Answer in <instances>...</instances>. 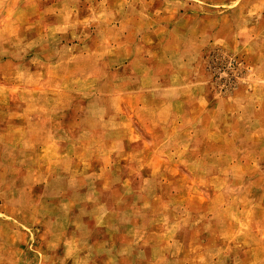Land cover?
Masks as SVG:
<instances>
[{
	"label": "rangeland",
	"instance_id": "rangeland-1",
	"mask_svg": "<svg viewBox=\"0 0 264 264\" xmlns=\"http://www.w3.org/2000/svg\"><path fill=\"white\" fill-rule=\"evenodd\" d=\"M62 262L264 264V0H0V264Z\"/></svg>",
	"mask_w": 264,
	"mask_h": 264
},
{
	"label": "crops",
	"instance_id": "crops-1",
	"mask_svg": "<svg viewBox=\"0 0 264 264\" xmlns=\"http://www.w3.org/2000/svg\"><path fill=\"white\" fill-rule=\"evenodd\" d=\"M65 257L67 258L66 253H64V254L62 255V261L65 260ZM62 264H65V263L62 262Z\"/></svg>",
	"mask_w": 264,
	"mask_h": 264
}]
</instances>
